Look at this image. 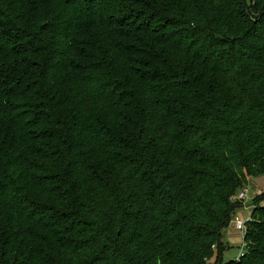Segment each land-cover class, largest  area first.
Masks as SVG:
<instances>
[{
  "label": "trees",
  "instance_id": "1",
  "mask_svg": "<svg viewBox=\"0 0 264 264\" xmlns=\"http://www.w3.org/2000/svg\"><path fill=\"white\" fill-rule=\"evenodd\" d=\"M0 0V264H207L264 174V0ZM264 193L240 257L264 264Z\"/></svg>",
  "mask_w": 264,
  "mask_h": 264
},
{
  "label": "crops",
  "instance_id": "2",
  "mask_svg": "<svg viewBox=\"0 0 264 264\" xmlns=\"http://www.w3.org/2000/svg\"><path fill=\"white\" fill-rule=\"evenodd\" d=\"M257 192L260 193V190H258ZM257 192H255L254 194H257ZM261 204H264V201H262ZM251 212H252V207L241 206V207L236 208L233 214V217L231 219V222L229 226L225 229L223 236H222V243L224 245V249H222L221 251V250H218L216 247L213 257L207 261V264H218V262L224 261L226 251H228L230 247H232L234 244H237L236 240L238 238L237 236H235V233L239 231L236 229L235 217L247 219L248 216L251 214ZM238 256H239V253L237 254V258Z\"/></svg>",
  "mask_w": 264,
  "mask_h": 264
},
{
  "label": "rangeland",
  "instance_id": "3",
  "mask_svg": "<svg viewBox=\"0 0 264 264\" xmlns=\"http://www.w3.org/2000/svg\"><path fill=\"white\" fill-rule=\"evenodd\" d=\"M245 4L249 6L250 0H245ZM243 189L248 190V199L242 202L245 204L244 206L252 207L251 203L252 202L254 203V197L257 198L258 196L264 193V174L254 179L250 178L249 184ZM258 190H260V193L257 192ZM255 192H257V194H254ZM250 217L251 214L248 216L247 219L243 218V221H248ZM235 236H237L238 238L236 240L237 244H234L232 247H230L228 251H226L224 261H228L230 259H236L237 254L239 253L240 255L241 253L244 235L239 231L235 233Z\"/></svg>",
  "mask_w": 264,
  "mask_h": 264
},
{
  "label": "built area",
  "instance_id": "4",
  "mask_svg": "<svg viewBox=\"0 0 264 264\" xmlns=\"http://www.w3.org/2000/svg\"><path fill=\"white\" fill-rule=\"evenodd\" d=\"M236 199L240 200V201H246L248 199V190H245V189H242L239 191V193L237 194L236 196ZM251 218V217H250ZM246 222L247 221H243L242 218L240 217H235V224H236V228L238 231H240L243 235L245 234L246 232V229H247V225H246ZM246 244L243 240V244H242V250H241V253L243 251V249L245 248ZM240 253V255H241ZM239 255V256H240Z\"/></svg>",
  "mask_w": 264,
  "mask_h": 264
},
{
  "label": "water",
  "instance_id": "5",
  "mask_svg": "<svg viewBox=\"0 0 264 264\" xmlns=\"http://www.w3.org/2000/svg\"><path fill=\"white\" fill-rule=\"evenodd\" d=\"M244 4H245V2H244ZM246 5V4H245Z\"/></svg>",
  "mask_w": 264,
  "mask_h": 264
}]
</instances>
